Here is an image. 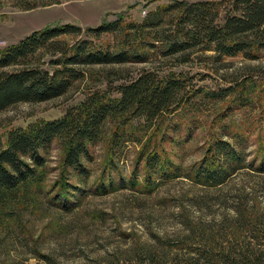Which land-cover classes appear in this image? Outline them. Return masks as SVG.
Instances as JSON below:
<instances>
[{"label":"rangeland","instance_id":"1","mask_svg":"<svg viewBox=\"0 0 264 264\" xmlns=\"http://www.w3.org/2000/svg\"><path fill=\"white\" fill-rule=\"evenodd\" d=\"M30 1L37 7L25 11L18 7L20 0H0V49L47 26L71 24L86 32L121 16L126 22L140 23L145 13L173 0H61L59 5L46 7L43 3L50 0ZM77 39H88L96 47L117 44L112 35L95 38L85 33ZM61 40L71 45L76 41L72 37ZM51 59L46 57V63ZM146 69L160 78L182 76L195 89L219 90L245 81L254 92V102L246 109L232 108L229 101L206 104L195 113L197 127L184 119L175 121L177 132L164 128L163 139L153 141L160 146L168 171L179 170L176 177L151 176L141 160L142 145L126 144L117 159L111 151L115 129L111 122L91 148L86 177L65 170L64 149L56 141L46 153L43 181L0 207V264H140L154 252L174 251L162 242L184 240L192 227H196L197 240L208 235L222 241L238 219V211L243 222L253 211L263 212L264 174L257 168L264 161V52L253 61L237 56L216 63L193 55L185 64L159 59L143 65L84 67V78L65 96L45 103H21L1 112L0 138L5 145L13 130L61 119L94 94L118 99L121 95L116 89ZM222 120L233 135L247 139V162L255 161L256 167L241 169L221 187L210 188L187 174L206 156ZM142 124L143 120L136 119L132 129Z\"/></svg>","mask_w":264,"mask_h":264},{"label":"trees","instance_id":"2","mask_svg":"<svg viewBox=\"0 0 264 264\" xmlns=\"http://www.w3.org/2000/svg\"><path fill=\"white\" fill-rule=\"evenodd\" d=\"M20 1L17 5L22 10L37 7L36 2ZM60 2L50 0L43 6ZM85 33L95 38L112 35L117 44L96 47L88 39H77ZM63 37L76 41L71 45L63 42ZM262 52L264 0H173L147 13L140 23L126 22L121 16L86 32L71 24L47 26L16 45L0 49V113L17 104L45 103L65 96L84 78V67L143 65L159 59L185 64L193 55L216 63L237 56L253 61ZM48 56L52 59L47 64ZM249 88L243 81L225 89H195L182 76L160 78L157 72L146 69L116 89L121 95L118 99L94 94L61 119L13 130L5 145L0 138V207L43 181L46 153L56 141L64 149L65 170L86 177L91 148L101 141L109 122L115 125L111 151L117 159L126 144L142 145L141 160L151 176L176 177L179 170L168 171L160 146L153 140L163 139L164 128L177 132L176 120L188 119L197 127L195 113L203 105L229 101L232 108L252 106L254 92ZM136 119L143 120V127L133 130ZM216 127L220 134H213L206 156L187 174L195 183L210 188L221 187L241 169L256 167L255 161L247 162V139L233 135L223 120ZM257 169L264 174V161ZM254 213L243 222L238 211V219L222 241L208 235L197 240L196 227H192L184 240L162 242L174 251L154 252L140 264H264V210Z\"/></svg>","mask_w":264,"mask_h":264},{"label":"built area","instance_id":"3","mask_svg":"<svg viewBox=\"0 0 264 264\" xmlns=\"http://www.w3.org/2000/svg\"><path fill=\"white\" fill-rule=\"evenodd\" d=\"M145 16H146V13H145Z\"/></svg>","mask_w":264,"mask_h":264}]
</instances>
